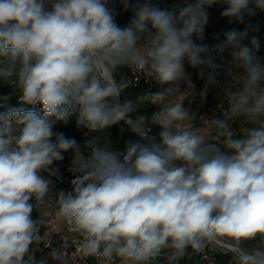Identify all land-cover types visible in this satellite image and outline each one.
Masks as SVG:
<instances>
[{
    "label": "clouds",
    "instance_id": "clouds-1",
    "mask_svg": "<svg viewBox=\"0 0 264 264\" xmlns=\"http://www.w3.org/2000/svg\"><path fill=\"white\" fill-rule=\"evenodd\" d=\"M119 3L132 13L124 26L111 0H0V80L15 86L0 96V264L61 261L59 249L36 255L33 211L50 192L44 173L59 179L53 164L69 150L73 179L55 201L80 255L151 264L165 250L172 261L228 241L233 264H264V63L252 54L257 37L243 43L258 26L215 37L218 51L238 50L226 75L240 77L228 107L251 125L242 136L227 119L197 127V113L179 99L196 96L185 64L205 80L202 100L217 84L219 66L192 39L203 35L208 8L225 5L222 17L244 24L264 12V0H176L178 15L147 0ZM120 68L173 87L121 102ZM13 96L21 106H9ZM148 105L159 110L133 117ZM74 114L93 132L123 121L139 139L119 150L106 138L77 143L53 131Z\"/></svg>",
    "mask_w": 264,
    "mask_h": 264
},
{
    "label": "rangeland",
    "instance_id": "rangeland-1",
    "mask_svg": "<svg viewBox=\"0 0 264 264\" xmlns=\"http://www.w3.org/2000/svg\"><path fill=\"white\" fill-rule=\"evenodd\" d=\"M116 1L119 3V0H116ZM140 2L143 3L145 1L140 0ZM166 2L174 6L176 3V0H166ZM150 4L153 5L152 3ZM120 7L122 9L121 5ZM224 7L226 6L222 4H215L211 6L210 8H214V9L216 8L217 10H223ZM123 12L130 19V17L132 16V13L130 11H123ZM208 12H209V20H208L207 25L205 26L203 35L197 36L194 34L192 38H195V37L201 38L202 40L201 43L196 42V41L194 42L200 45L207 46L208 52H209L210 50H212L211 49L212 47H215L217 45L212 39L207 38L209 34L212 35L213 38H215L216 34L222 33L225 30H231L232 28H235V27L233 26L232 23L228 22L227 18L222 17L221 13H215L209 10ZM249 23L254 26H258V31L250 32L249 38L245 40L244 42L250 41L251 38L255 36L260 41L259 49H262L264 52V12H257V14L251 18L246 17L245 23L242 24L243 30L245 29L246 25ZM206 33H209V34L207 35ZM206 39H208V41ZM207 42H210L209 44L211 46L210 45L208 46ZM185 69H186V73L189 75L191 84L194 86L192 90L196 93V96L190 95L189 98L186 101H184L185 105L186 106L190 105L191 108L197 113V115L203 109L206 112L207 119H211V118L221 119L216 113V110H214L213 107L211 106V102L213 100L212 97H214L213 96L214 94L211 95L207 91L206 97L202 100L199 97V93L201 89L203 88V85H201L197 81L195 69L190 67L187 64H185ZM179 83H180L181 91L188 88V82L182 80ZM172 87H173V84H172ZM3 94H4V91L0 87V96H3ZM120 100L121 102L124 101V99H122L121 97H120ZM139 112L133 113L132 114L133 117H135L136 115H140L141 113L139 114ZM197 121L198 119L196 118L195 124H197L196 123ZM228 122L236 134H244L245 128H246L245 125L238 123V122H234V121H228ZM203 126L207 127L206 123ZM151 127L153 130V134L158 133L159 129L156 126H151ZM44 175L52 181V185L50 187L49 195L48 197H46L45 203L38 205V207L35 208L33 211V218L37 217L39 221V231L42 237L41 241L39 242V245H38L39 250L36 251V255L39 257L42 255H46L50 249H59L62 254V259L61 261H58L56 264L60 262L62 264H78V262L76 261L75 255H74L75 246H77L75 242V238L73 237L72 234L68 233L64 224L57 218V205L55 201V192L61 190L58 186L59 179L56 176H48L47 173H44ZM33 247L35 249L37 248V245H34ZM92 261L94 262V264H96V261L94 258H92ZM53 264H55V262H53Z\"/></svg>",
    "mask_w": 264,
    "mask_h": 264
},
{
    "label": "built area",
    "instance_id": "built-area-1",
    "mask_svg": "<svg viewBox=\"0 0 264 264\" xmlns=\"http://www.w3.org/2000/svg\"><path fill=\"white\" fill-rule=\"evenodd\" d=\"M111 6L117 12V17H116L117 23L119 25H126L129 18L124 14L119 3L116 0H111ZM208 54L211 55V57L213 58V62L219 66L217 69V84L215 86H210L207 90L211 95L214 94L213 95L214 97H212L213 100L211 102V106L213 107L214 110H216V113L222 120L227 119L228 121L241 123L246 126L245 128L246 131V129L251 125L245 124L242 118L232 117L228 107V99L230 94L237 91L241 86L240 77L238 73L233 74L231 77L226 75L227 68L232 63L233 57H230L218 50H210ZM257 59L261 63L262 62L264 63V56H259ZM126 70H127V76L122 82L125 87L141 89L142 92H148V91L157 92L172 87V83L161 85L153 78L147 79V77L143 73H135L128 68H126ZM195 73H196L197 81L204 86L205 80L199 76V69H195ZM189 96L190 95L179 97V99H181L184 102L189 98ZM150 106L153 108L154 112L159 110L157 106L154 105H150ZM197 119H198L196 124L197 127L203 126L205 124L207 115L203 109L197 115ZM149 126L151 127L152 125ZM151 132L153 133L152 127H151ZM59 133H63L65 137L73 138V139L76 134L71 126L66 127L65 129L61 130ZM63 155H64V159L61 161H55L54 167L57 168L59 172H61L65 180L64 182L67 186L66 190H69L70 182L73 179V173L70 171L73 152L69 150ZM224 244L220 246L208 245V247H206L202 253L191 254L189 256L199 255L203 264H233V261H223L218 258L217 251L219 248L231 252L229 248L224 246ZM74 252L78 264H94V262L92 261V257H84L79 254L77 250V246H75ZM189 252L191 253V250H189Z\"/></svg>",
    "mask_w": 264,
    "mask_h": 264
},
{
    "label": "trees",
    "instance_id": "trees-1",
    "mask_svg": "<svg viewBox=\"0 0 264 264\" xmlns=\"http://www.w3.org/2000/svg\"><path fill=\"white\" fill-rule=\"evenodd\" d=\"M147 2H150L154 6L160 7L164 10L175 12L178 15L177 9L174 6L167 3L166 0H147ZM208 10L215 12V13H221L223 11V10H217L216 8L215 9L214 8H208ZM232 24L235 28L243 31V25L242 24H237L236 22H232ZM121 26H124V25H121ZM206 34L208 35L209 33H206ZM207 38L212 39L216 44L220 43L219 40L213 38V36L210 34H209V36H207ZM192 39H194V41H196V42H200V43L202 42L201 38H198V37H195ZM206 40L208 41V39H206ZM207 43L209 46L210 42H207ZM243 43L250 47V41H246ZM211 49L217 50L216 47H212ZM226 49L222 52L224 54L230 56V57H233V53L235 51H238V50H235L232 48H226ZM252 54L256 59L259 56H264V52L262 49H254ZM117 72H118L117 79H119L121 82H123L127 76L126 68H120L117 70ZM12 79H15V78L13 77ZM0 87L4 91L3 95H7V94L13 93L15 91V86L10 81L6 82V81L0 80ZM141 93H143L141 89H135L132 87H125L124 91L121 94V98L124 100L135 101L137 95H139ZM9 106H16V107L21 106V105H19L18 98L16 96H13V98L9 101ZM35 110L39 113V106L38 105L36 106ZM0 111H5V109H0ZM138 112H139V114L141 113L142 115L151 116V114L154 112V110L150 105H148L144 108L139 109ZM68 126H71L74 129V131L76 133L74 139L77 141V143H83V141H85L86 139H88L90 137H95V135L97 133L96 131L95 132L90 131L89 129H87L84 126H77L75 114L69 118V122L67 124L57 123L54 126L53 131L56 133H59L61 130L65 129ZM121 129H123V131H121ZM104 130L107 132L105 134H107L109 136V138L114 142L119 141V139L122 141H125L127 138H132V137L135 138L136 137V135L130 131V129L127 127V125L124 124L123 121H121L117 125H114L108 129H104ZM242 135L243 134H236L237 138H239ZM54 140H55V137H53V141ZM53 167H54V164H53ZM59 173H60V178H59L58 186L61 190H66L67 186L64 182L65 180H64L61 172H59ZM34 219H37V217H34ZM168 252H169V250H165V253L162 254L160 257H158L155 261L151 262V264H197V261L198 262L201 261V258L199 255H193V256L188 255V256H185L184 258H180L178 260L170 261L168 259ZM56 263L57 262H55V264ZM58 264H62V263L60 262Z\"/></svg>",
    "mask_w": 264,
    "mask_h": 264
},
{
    "label": "crops",
    "instance_id": "crops-1",
    "mask_svg": "<svg viewBox=\"0 0 264 264\" xmlns=\"http://www.w3.org/2000/svg\"><path fill=\"white\" fill-rule=\"evenodd\" d=\"M197 123V122H196ZM97 133H96V135H95V137H100V138H102V139H104V138H106L108 141H110V143H111V146L114 148V149H118L119 148V150H123L124 149V147H125V144H126V142L127 141H129V140H137V139H139V137H132V138H127L125 141H122V140H120L119 138V141H112L110 138H109V136L107 135V134H105V133H107L105 130H98V131H96ZM224 243H229L228 241H225ZM217 255H218V258L220 259V260H223V261H233V253L232 252H229V251H227V250H225V249H221V248H219L218 249V251H217ZM197 264H203L201 261H197Z\"/></svg>",
    "mask_w": 264,
    "mask_h": 264
}]
</instances>
